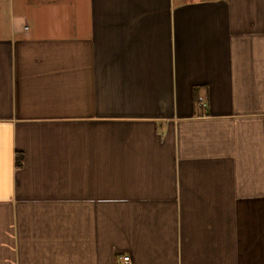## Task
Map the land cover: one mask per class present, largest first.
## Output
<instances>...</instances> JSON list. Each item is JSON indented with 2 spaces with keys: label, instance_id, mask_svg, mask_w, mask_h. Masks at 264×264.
Here are the masks:
<instances>
[{
  "label": "crops",
  "instance_id": "1",
  "mask_svg": "<svg viewBox=\"0 0 264 264\" xmlns=\"http://www.w3.org/2000/svg\"><path fill=\"white\" fill-rule=\"evenodd\" d=\"M264 264V0H0V264Z\"/></svg>",
  "mask_w": 264,
  "mask_h": 264
},
{
  "label": "built area",
  "instance_id": "2",
  "mask_svg": "<svg viewBox=\"0 0 264 264\" xmlns=\"http://www.w3.org/2000/svg\"><path fill=\"white\" fill-rule=\"evenodd\" d=\"M120 260L124 263V264H130V257L129 256H124L122 258H120Z\"/></svg>",
  "mask_w": 264,
  "mask_h": 264
}]
</instances>
